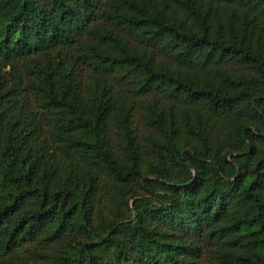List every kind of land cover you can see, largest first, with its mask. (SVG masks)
I'll list each match as a JSON object with an SVG mask.
<instances>
[{
  "label": "trees",
  "instance_id": "1",
  "mask_svg": "<svg viewBox=\"0 0 264 264\" xmlns=\"http://www.w3.org/2000/svg\"><path fill=\"white\" fill-rule=\"evenodd\" d=\"M0 264H264V0H0Z\"/></svg>",
  "mask_w": 264,
  "mask_h": 264
},
{
  "label": "rangeland",
  "instance_id": "2",
  "mask_svg": "<svg viewBox=\"0 0 264 264\" xmlns=\"http://www.w3.org/2000/svg\"><path fill=\"white\" fill-rule=\"evenodd\" d=\"M137 119V118H136ZM140 127H141V125H140Z\"/></svg>",
  "mask_w": 264,
  "mask_h": 264
}]
</instances>
